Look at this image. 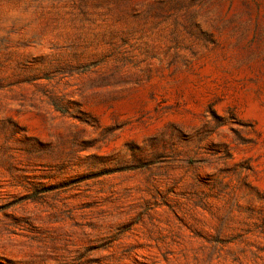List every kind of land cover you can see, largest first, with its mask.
<instances>
[{
    "label": "rangeland",
    "instance_id": "1",
    "mask_svg": "<svg viewBox=\"0 0 264 264\" xmlns=\"http://www.w3.org/2000/svg\"><path fill=\"white\" fill-rule=\"evenodd\" d=\"M0 264H264V0H0Z\"/></svg>",
    "mask_w": 264,
    "mask_h": 264
}]
</instances>
